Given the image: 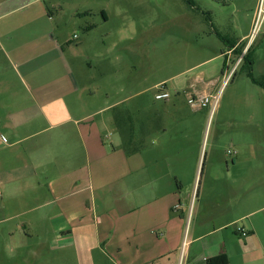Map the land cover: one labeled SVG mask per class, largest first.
Returning a JSON list of instances; mask_svg holds the SVG:
<instances>
[{"label":"crops","instance_id":"0c3cea01","mask_svg":"<svg viewBox=\"0 0 264 264\" xmlns=\"http://www.w3.org/2000/svg\"><path fill=\"white\" fill-rule=\"evenodd\" d=\"M15 1L0 0V12ZM25 6L6 13L13 19L0 13V130L9 139L0 145V264H179L182 251L190 264L222 255L251 264L248 255H264V218L251 219L264 207L249 212L236 201L229 167L209 170L189 224L198 176L193 184L181 177L182 93L187 101L208 94L219 76L176 78L161 99V90L142 99L150 88L121 87L114 94L129 96L110 103L66 58L70 41L39 42L33 23L43 15Z\"/></svg>","mask_w":264,"mask_h":264},{"label":"rangeland","instance_id":"374dc122","mask_svg":"<svg viewBox=\"0 0 264 264\" xmlns=\"http://www.w3.org/2000/svg\"><path fill=\"white\" fill-rule=\"evenodd\" d=\"M190 1L192 4L188 0H17L0 13L1 21L13 19L16 14L6 13L26 5L20 11L43 15L33 23L39 42L70 41L63 45L66 58H73L72 65L84 85L102 96L109 93L110 103L129 96L114 94L121 87L129 93L150 88L142 97L148 99L157 90L173 88L176 78L191 79L200 71L219 76L208 91L212 98L205 108H192L182 93L189 141L183 146L186 158L181 177L193 184L198 176L189 221L194 225L210 169H231L235 199L246 200L249 212L264 207V89L250 78V74L255 79L264 77V35L237 65L246 41L239 45L241 54L234 51L227 56L225 52L230 43H241L249 34L257 0ZM102 10L107 21L99 18ZM82 12L92 14L79 16ZM29 35L33 37V33ZM234 67L232 79L223 87ZM151 142L160 144L158 133ZM262 218V213L251 217ZM245 261L264 264V255L256 251ZM240 262L235 260V264Z\"/></svg>","mask_w":264,"mask_h":264},{"label":"built area","instance_id":"2783aa9c","mask_svg":"<svg viewBox=\"0 0 264 264\" xmlns=\"http://www.w3.org/2000/svg\"><path fill=\"white\" fill-rule=\"evenodd\" d=\"M264 35V0H257L256 1V8L254 11V15H253V20H252V25H251V30L249 32V34L245 37L244 40L241 41L240 44L245 43L244 41H246L245 45H244V50L242 52V55L240 57V59L238 60V62L236 63L238 65V63H240L244 56L247 54L249 48L258 40V38L260 36ZM74 39H77V36H74ZM235 68H233V70L227 74V76L225 77V81L223 84V87H225L230 80L233 77V73L235 72ZM161 92H163V90H161ZM169 95L167 93H161L157 96L158 99L161 98H167ZM211 95L209 94H204L201 96H191L188 100V103L190 104V106L192 108L195 109H202L207 107L210 103H211ZM9 144V139L8 137L0 130V145L1 146H7ZM231 154V152H229ZM238 232L240 233V235L242 237H246L248 235V232L246 230H244L241 227H238ZM209 259L208 258H204V262L207 264V261ZM179 264H190L187 260L186 257L184 255V252L182 251L181 257H180V262Z\"/></svg>","mask_w":264,"mask_h":264},{"label":"trees","instance_id":"16d2710c","mask_svg":"<svg viewBox=\"0 0 264 264\" xmlns=\"http://www.w3.org/2000/svg\"><path fill=\"white\" fill-rule=\"evenodd\" d=\"M190 3L191 1L188 0ZM192 4V3H191ZM236 43L232 44L231 47H234ZM237 54H241L242 52V48H239V46L235 49ZM250 54V50H248L247 54L244 56L243 60H245L248 55ZM250 78L252 79L253 83H255L256 85H258L259 87H261L262 89H264V77L262 79H255L252 77V75L250 74ZM207 264H229V260L227 258V256L222 255V256H218L215 258H210L207 261Z\"/></svg>","mask_w":264,"mask_h":264}]
</instances>
